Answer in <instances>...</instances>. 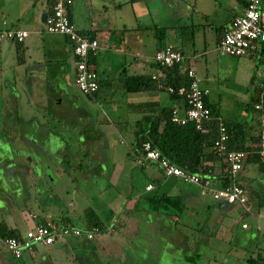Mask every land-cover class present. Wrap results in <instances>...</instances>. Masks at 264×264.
Wrapping results in <instances>:
<instances>
[{"label":"rangeland","instance_id":"rangeland-1","mask_svg":"<svg viewBox=\"0 0 264 264\" xmlns=\"http://www.w3.org/2000/svg\"><path fill=\"white\" fill-rule=\"evenodd\" d=\"M16 1L18 0H0V19L3 18L2 10L5 5L13 6ZM23 1L19 0V3L22 4ZM34 1H38L43 9L47 5V0ZM75 1L77 5H82V17L85 22L90 11L93 13L107 11L103 12L110 18L109 23H114L110 28H114L115 33L125 32L122 26L125 24L129 25V28H136L138 24L145 25L142 32L145 31L144 54L148 59H153V56L148 57V55L155 51L154 35L151 33L154 29L148 26L153 25V20L163 25L171 20L175 12L181 11L187 23L200 25H196L198 29L194 38L190 39L189 36L182 34L179 35L178 43L185 48L191 59L194 58L198 74L203 78L204 84L210 88L211 98L219 104L221 114L227 119L237 118L247 121L252 119L253 113L251 109L247 111L246 103L252 101L255 90L264 86V54L260 52L232 56L219 52L218 44L212 35L216 24L220 26L223 21L228 20L230 10L228 0H218L222 1L223 6L218 7L216 12L213 10L209 19L198 14L192 17L193 11H188L190 9L188 5L182 4L179 8L168 7L169 5L163 4V0H158L162 5L151 4V10L147 6H142L141 1L122 6L109 4L105 9L96 3L92 5L90 0ZM24 2L25 12L29 14L33 6L29 0ZM42 14L43 12L40 13V24L45 28V23L41 20ZM111 18L116 20L117 24ZM120 18H123V22ZM28 20L29 18L24 20V17H20L16 23L32 31V24H28ZM212 20L216 21L215 24ZM134 29L132 31H135ZM31 31L26 42L29 39L31 43L38 42L40 46L43 45L41 36L47 32L43 29ZM35 47L32 57L36 55L41 57L39 59L41 67H34L31 58L27 63L20 64L15 42L5 40L0 44V121L5 118L2 114L3 109L13 107L16 108L14 113L19 119H12V122L21 120L26 125L30 123V119L34 121L47 118V121L50 120L52 127L50 129H53V133L62 130L64 143L67 145V150H70L64 151L69 162L66 161L64 165L71 166V169L62 179L66 186L64 191L59 192L62 186L54 180L52 186L58 190L55 193L63 198L60 199L63 204H57L51 215H59V207L66 209L65 213L69 209L74 216L73 225L85 228L84 211L93 208L107 225V229L99 232L93 239L67 238L65 242L54 245H39L36 257L31 258L32 256L26 252L24 258L18 261L20 264H70L71 260L77 261L75 264H224L233 252L240 257L247 253L251 255L261 252L258 245L264 246V217L255 216L259 211L256 207H252L248 213L239 205L232 208L229 211V220L232 223L237 220L239 228L237 231L230 229L227 231L214 223L216 216L213 212L203 205L187 201L185 197V210L182 213L176 210L160 212L151 210L149 203L145 202V196L139 199L137 206L129 202L145 193L160 195L166 192L170 194L195 192L199 196L202 194L196 184L187 183L176 176H165L156 165L144 166L137 162V156L133 153L135 141L133 121L140 118L141 114L136 111L131 112L128 101L132 98L143 99L152 93L148 91L131 95L126 94L122 89L118 73L127 66V62L134 59L129 49L122 52L115 47L111 48L107 45L103 47L97 60L100 70L106 67L107 72L102 74L104 83L99 91V99L93 102L77 86L75 79L67 83L65 69L69 64L73 67L72 62L67 64L63 58L59 61H51L50 54L45 58V52L43 50L38 52L40 47ZM46 64L49 65L48 71L44 68ZM70 71L75 77L74 70L71 68ZM110 87L114 88V92H111ZM159 94L165 104H172L165 91H160ZM44 142L51 150H55L59 143L53 138ZM25 152L27 156L36 157L29 150ZM87 156L90 157L83 159ZM35 162L38 164L37 157ZM253 165L255 163L247 165L245 172L252 175L254 186L255 184L263 186L264 195V171L258 169V164ZM243 171L244 169L240 172ZM156 179L160 181L157 182ZM42 181L50 183L49 177H45ZM149 183H155L156 189L148 193L146 186ZM7 189L9 186L6 187ZM29 190L32 198L35 191L33 188L27 191ZM14 195H16L14 192L0 194L1 203H5V207H8L13 199H23L27 196L18 193V198ZM200 197L209 204L212 203L211 195L202 194ZM72 202L74 204H71ZM13 210L11 211L13 219L19 220L18 225L26 229L27 221H20L25 214L22 210ZM261 210L264 213V209ZM29 211L26 214L32 217L34 213ZM124 216L127 218L131 216L136 225H128L127 221L125 223L127 218ZM243 221L249 222L251 227L243 230L241 226ZM116 222L117 226L112 228ZM258 225H261L262 230L257 240ZM261 254L264 259V252L262 251ZM10 261L11 253L0 241V264H10L12 263ZM244 264L250 263L244 261Z\"/></svg>","mask_w":264,"mask_h":264},{"label":"crops","instance_id":"crops-1","mask_svg":"<svg viewBox=\"0 0 264 264\" xmlns=\"http://www.w3.org/2000/svg\"><path fill=\"white\" fill-rule=\"evenodd\" d=\"M24 1L21 4L19 3V0H18L14 3L13 6L5 5V8L2 10L3 18L0 19V29H7L10 27L16 26V27L31 31L27 27H22L19 25V23H16V21L20 17L21 18L24 17V20L26 18H29L28 24H32V28H33L32 31L33 30L39 31L40 29H44V27H41V24H40V13L43 12L44 14L45 12L49 11L50 0H47V5L46 7H44V9L42 5H39L38 1L36 2L34 0H29V3H31V5L33 6L29 14H26L25 12L26 6L23 7L25 5ZM90 1L92 5L96 3L100 7L102 6L103 9L107 8L109 4L122 6L123 4L128 3L129 5H132L134 1H141V5L147 6L150 10L152 9L151 4L153 5H156L157 3L161 4L158 0H123V1L96 0L98 3L95 2L94 0H90ZM163 4L169 5L168 7L176 6V8L181 7L182 4L188 5V7L190 6V9L188 11H193L192 17L193 15L198 14L206 18L208 17L207 19L212 17L213 10H215L213 12H216L218 11L217 10L218 7L223 6L222 1H218V0H191V1L189 0H163ZM31 5H29V7ZM228 5L230 7L229 16L227 17L228 20L227 21L225 20L226 22L223 21V23H221L220 26L219 25L217 26L216 24V29H214L215 32L212 35V38L216 40L217 44L222 39L226 28L231 24L233 18L236 15L244 12L246 8V0H228ZM103 11L96 12V13H93V11H90L89 12L90 14L87 17V22H85L82 17V5L81 4L77 5V2L75 0H73V3L71 4V17H72L73 22L76 24L79 30H85L87 32L94 33L96 35V38L99 41H101L102 49L103 47H105V45L111 48L115 47V49L119 51H122V50L126 51V49H129L130 50L129 52H131V54L134 56V59L127 62V66H124L120 70V72L118 73V77L122 75L124 69L126 72L130 74H141L147 70H150V72L155 73L157 71L156 63L154 62L153 59H148L147 56L144 54L145 52L144 50L145 31L142 32V30L145 29L146 26L142 24H138L136 28L135 27L129 28L128 27L129 25L125 24V25H122L125 29V32H122L120 34L119 32L115 33V29L110 28L112 24H113L112 26H114V23H109L110 18L107 17V15H105ZM170 19L171 20L169 22L163 25H160L158 24V22L153 20L154 22L153 25H150L148 27H152L154 25H160V26L168 28L166 37H165V45L166 44L174 45L175 47L180 48L181 50L185 52V48L181 47V45L178 43L179 35L185 34L189 36L190 39L194 38V36H196V30L198 29L196 25L199 26L200 24H195L193 22L187 23L184 20V16L182 15L181 11L175 12L171 16ZM111 20L117 24L116 20H113L112 18ZM122 20L123 18H120L121 22H123ZM214 22L216 21L212 20V23ZM218 27H220V29ZM133 29L135 31H132ZM126 30H130V32H126ZM198 32L200 33L201 30H199ZM151 33H153L154 35L153 38H154V44H155V51L150 56L148 55V57L154 56L158 48V41L155 35L156 32L152 30ZM60 36L62 38H60ZM29 37L30 35L28 36V38ZM41 38L43 39V45L41 46L39 45L38 42L31 43V40L29 39H27L28 42H26V39L24 40L23 45L27 49V61L25 63H27L29 59L31 58L32 62H34V67L42 66L41 61L39 60L41 57H39L38 55H36L35 57H32L34 54L33 48H36L35 46L40 47L38 52L40 50H43L45 52L44 53L45 58L47 57L48 54H50L51 61L55 62L63 58L64 60H66L67 64L69 62H72L73 67L72 65L69 64L67 68L65 69V78L67 79L68 84L71 81H74L75 77H73V75H71L70 73L71 72L70 69L72 68L74 70L73 74L74 75L76 74V65H75L76 56L73 51V45L62 34L45 33L44 35L42 34ZM3 41L5 40L0 41V44H2ZM261 48L262 46L260 47V49ZM259 50L253 51L250 54H255V53L257 54L259 53ZM99 53L96 54V56L94 57V63L93 62L92 63L95 65L98 71L99 80H101V85H102L104 83L102 74L104 72H107L106 71L107 69L106 67H103L104 69L102 71L100 70L99 63L97 60ZM186 55H187V60L185 62V65H183L184 68H195L198 72V68L196 64L194 63V58L191 59V56H189L187 53ZM48 66L49 65L47 64L44 66L46 71H48ZM110 88H111V92H114V88L113 87H110ZM145 92H148V91L134 92V93H129V94L139 95ZM150 92L152 94L148 95L146 98L145 97H143V99L132 98L131 100L128 101V103L153 100V101H159L162 104H165L161 99V95L159 94L160 91H150ZM165 92L168 94V97L170 99V92L168 91H165ZM254 92H255L254 93V97H255L256 90ZM208 100L212 103H215L214 100L211 98V95H209ZM177 102H178L177 99L172 100L171 106H174V107L180 106L184 103V100L182 98L181 104ZM2 112L5 118L3 121H0V194L4 195L5 193L9 194V193L14 192V194H16L14 196H17L18 198H19V196L17 195L18 193H22V195H27V196L23 199H13V201H11L12 203H10L8 207H5L6 204L1 203L0 201V225L8 229L17 228L22 234H25V232L29 228L33 227L35 223L45 221L46 219L47 220L54 219L57 221H61L62 219H65L67 222L69 221L71 224H73L72 217L74 216L72 215V212L69 209H67L68 211L67 213H65L66 209H62L61 207H59L60 214L57 216L51 215V212L55 211V206L57 204H63V201L60 200V199L63 200V198L60 195L55 193V191H58V190L54 188L55 186H52L54 184V180H57L59 182L58 184L59 185L61 184L62 186V189L59 192L64 191L66 186L62 179H64L65 175L67 174V171L71 169L70 168L71 166L64 165V163L68 160L66 154L64 153V151L67 152V145L64 143V135H62L61 133H58L57 130L55 131V133H53V129H50L52 128L51 124L49 123L50 120L47 121V118H44V119L39 118L34 121L30 119V123L29 124L26 123L25 125L24 123H22L21 120L12 122V119H17L19 117V116H16L14 113L16 112V108L13 109V107H5ZM36 121H40L41 123H35ZM255 133L256 132L252 131L249 134L254 135ZM51 138H53L56 142L59 141L57 148L55 150H51V148L49 149V145H47L44 142L46 140L48 142V140H50ZM64 148L65 150H63ZM26 150L27 152L29 150L30 153H33L38 158V164L37 162H35L36 157L32 155L27 156L25 152ZM88 157L90 156L83 157V159L88 158ZM67 163L69 162L67 161ZM249 164L250 163L244 165L243 167L244 171L239 174L238 181L239 183H242L247 190L249 211H251L252 207H256L259 211H258V214L255 216L264 217V213L261 210V209H264V195L262 194L263 186H258L256 184L254 186V182L251 180L252 175L249 172H245L247 170V165ZM257 164L259 166L258 169L260 171H264V168H261L259 163H255V165ZM150 165H156V164L150 163ZM48 173H50V176H48ZM69 176H71V174H69ZM45 177H49V180H50L49 184L42 181L44 180ZM73 178H76V177L73 176ZM149 184H153V188L151 190L147 189V186ZM149 184L146 186V191H148V193L156 189L155 183H149ZM7 186H9V189L6 190ZM216 186L220 187V185H216ZM31 188H33L34 189L33 191H35L34 196L32 198H31L30 190L27 191L28 189H31ZM66 191L68 190L66 189ZM200 192L202 193L201 188H200ZM146 194L147 193L143 195L140 194L138 195V197H136L133 200H130L129 202H132L133 204H135L134 206H137V204L139 203V199H143V197L146 196ZM180 194L184 195L187 201H190V202H193L199 205H203L204 208H207L209 209V211L213 212L216 216L214 223L215 224L217 223L216 225L219 226V228H224V230H227V231L228 229H230L231 231H237V229L239 228V222L237 220L235 221V223H232L229 220L230 219L229 211L236 206L235 204H228L223 201H217L212 196L210 197L212 199V203L209 204L208 202L203 200L202 197H200L202 194L200 196L195 192L179 193V195ZM17 200L19 201L17 202ZM200 201H203V203H201ZM71 204H74V203L72 202ZM30 206L32 207L31 209L29 208ZM35 206H37V210H35ZM13 209L16 211L22 210V212L25 214V216H23L24 217L23 220H20V221H25V220L27 221L26 229H23L20 225H18L19 220L15 221L13 219V213H11ZM4 211L5 212L7 211L8 214L4 213ZM28 211L30 213L33 212L38 217L36 219L30 217L29 214H26ZM40 211H42L43 213H41ZM129 211L128 213L130 215ZM217 214L219 216H217ZM126 221L128 225L129 224L136 225L135 221L131 218V216H129L125 220V223ZM231 223H232V226H231ZM244 223L248 224L246 228H244L243 226ZM113 226L114 227L112 228H115L117 226V222ZM241 226L243 230H247L251 227V224L247 221H243ZM256 230H257V237L253 234L252 235L256 237L258 240V234L262 230L261 225H258L256 227ZM84 238H87V237H84ZM77 239H81V238H77ZM65 240L58 241L57 243L65 242ZM258 247L261 248L260 249L261 252L262 251L264 252L263 245L260 244V246L258 245ZM261 252L258 254L252 253L251 255H249L250 253H247L246 255H243V257L237 256L233 252L231 257L225 260L226 263L224 264H244V261H247V263H250V264H262L261 262H263L264 264V259L262 257ZM28 253L30 254V256H32L31 258H34L37 255V253L33 254V252L32 253L28 252ZM18 261H19L18 259H14L11 256L10 262L12 263L10 264H20Z\"/></svg>","mask_w":264,"mask_h":264},{"label":"built area","instance_id":"built-area-1","mask_svg":"<svg viewBox=\"0 0 264 264\" xmlns=\"http://www.w3.org/2000/svg\"><path fill=\"white\" fill-rule=\"evenodd\" d=\"M72 3L73 0H50V9L46 22H44L45 28L43 31L45 30V32L52 34H62L73 43V51L76 56V84L85 94L91 95L99 90L100 83L98 71L90 57L96 56L102 46L97 38H91L81 33L72 21L69 15V8ZM29 35V30L19 27L0 29V41H24ZM263 44L264 0H248L244 12L236 15L226 28L217 49L222 54L244 56L259 50ZM153 59L159 65V68L153 74V78L162 79L167 76L165 68L173 67L176 64H184L187 60V55L172 45H168L157 50ZM188 76L191 78L189 87L170 85L167 88L170 93L179 94L184 100L182 105L173 108L172 120L179 124L193 122L198 129L205 130L204 122L211 115V108L207 104V98L211 90L204 84L203 78L195 68H188ZM261 138L260 156L264 160V130ZM228 140L227 130L222 127L221 134L216 141V145L221 152L226 151ZM136 156L139 164L155 163L161 168L165 176H176L187 183L196 184L201 188L202 194H209L217 201H223L228 204L239 203L247 209L249 208L248 193L244 185L238 183L227 187H217L212 179H202L198 174L173 163L170 159L163 156L161 151L149 141L143 143L141 154ZM227 157L232 173L236 174L244 167L247 152L229 151ZM152 188L153 184L147 186L148 190ZM37 217L36 214L32 215V218L36 219ZM243 226L247 227L248 224L244 223ZM98 232V227L86 229L49 219L35 223L33 227L29 228L20 237H0V241L16 258H22L25 252L32 251L35 246L54 245L58 241H63L67 238L87 237L92 239Z\"/></svg>","mask_w":264,"mask_h":264},{"label":"trees","instance_id":"trees-1","mask_svg":"<svg viewBox=\"0 0 264 264\" xmlns=\"http://www.w3.org/2000/svg\"><path fill=\"white\" fill-rule=\"evenodd\" d=\"M247 4L248 0H246V6ZM69 15L72 19L71 6L69 8ZM149 28L154 29L156 32L155 35L158 41L157 50L171 45H165V37L168 28L159 25H154ZM218 28L220 29V27ZM80 32L91 38H96V35L92 32H87L85 30H80ZM67 40L73 45L68 38ZM14 42L17 46L18 61L20 64H23L27 61V49L23 45L24 41L16 40ZM172 46L175 47L174 45ZM175 48L181 50L180 48ZM260 52H264V44L259 50V53ZM94 57L95 56L90 57L93 63ZM156 65L158 69L159 65L157 63ZM183 65H185V63L165 68L167 76L162 79L153 78L154 73L150 72V70L141 74H130L124 69L122 75L119 77L122 82V89L126 94H129L143 91H168L167 88L170 85L175 87L183 85L189 87L191 78L188 76V68H184ZM99 83L100 87L98 91L91 95L86 94L93 102L99 99V91L103 87V84L101 85V80H99ZM256 92L252 101L246 103L247 111L251 109L253 113L252 119L249 121L237 118H224L221 114L219 104L212 103L207 98V104L211 108V115L204 122L205 130L198 129L193 122L188 124L174 122L172 120L174 106L169 104H162L159 101L153 100L130 102L128 103L129 110L141 114L140 118L133 121V133L135 137L133 153L135 156L141 154L143 143L149 141L161 151L163 156L167 157L178 166L198 174L202 179H212L213 183L215 185H220V187L238 184L240 171L244 168L236 174L232 173L231 165L227 157L229 151H245L247 152V158L244 165L248 163H259L260 167L264 168V160L260 156L261 135L264 130V87H260ZM170 99H177V103L179 104L182 102V96L176 93H170ZM257 105H259V107H257ZM222 127L226 128L229 135L225 152H221L216 145ZM252 131L257 134H249ZM57 132L63 135L61 129L57 130ZM69 151L70 150H67V152ZM142 165L145 166L146 164ZM159 181L160 180L157 182ZM144 199L146 203H149L150 209L154 211L176 210L178 213H182L185 210L184 196L181 194H170L167 192L160 195L148 194ZM234 204L245 208L246 213L249 212V208L247 209L239 203ZM84 218L86 229L98 227L99 232L107 229V225L100 219L99 214L93 208H87L85 210ZM61 222L75 226L65 219H62ZM22 235L23 234L17 228L8 229L0 225V237L2 238H7L9 236L20 237ZM37 247L38 246H35L32 251L27 252L36 253L38 250ZM11 256L18 260L23 258H16L12 253Z\"/></svg>","mask_w":264,"mask_h":264},{"label":"water","instance_id":"water-1","mask_svg":"<svg viewBox=\"0 0 264 264\" xmlns=\"http://www.w3.org/2000/svg\"><path fill=\"white\" fill-rule=\"evenodd\" d=\"M47 15H48V12H45L42 16V20L43 22H46V19H47Z\"/></svg>","mask_w":264,"mask_h":264},{"label":"flooded vegetation","instance_id":"flooded-vegetation-1","mask_svg":"<svg viewBox=\"0 0 264 264\" xmlns=\"http://www.w3.org/2000/svg\"><path fill=\"white\" fill-rule=\"evenodd\" d=\"M82 238H84V237H82ZM69 263H70V264H75V263H77V261H74V262H73V261L71 260ZM109 263H110V262H109Z\"/></svg>","mask_w":264,"mask_h":264},{"label":"clouds","instance_id":"clouds-1","mask_svg":"<svg viewBox=\"0 0 264 264\" xmlns=\"http://www.w3.org/2000/svg\"><path fill=\"white\" fill-rule=\"evenodd\" d=\"M158 166V165H157ZM159 167V166H158ZM161 169V168H160ZM163 172V171H162Z\"/></svg>","mask_w":264,"mask_h":264}]
</instances>
